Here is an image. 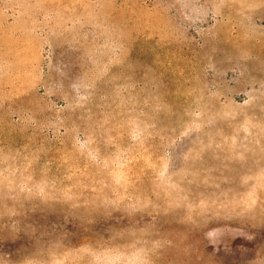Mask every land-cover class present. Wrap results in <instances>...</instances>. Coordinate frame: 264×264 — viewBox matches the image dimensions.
I'll list each match as a JSON object with an SVG mask.
<instances>
[{
  "label": "rangeland",
  "instance_id": "1",
  "mask_svg": "<svg viewBox=\"0 0 264 264\" xmlns=\"http://www.w3.org/2000/svg\"><path fill=\"white\" fill-rule=\"evenodd\" d=\"M0 264H264V0H0Z\"/></svg>",
  "mask_w": 264,
  "mask_h": 264
}]
</instances>
